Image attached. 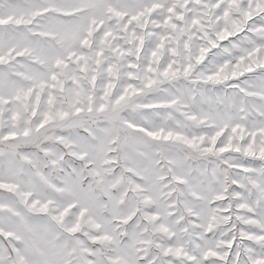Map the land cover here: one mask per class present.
Returning <instances> with one entry per match:
<instances>
[{
	"label": "snow or ice",
	"instance_id": "6c2138e0",
	"mask_svg": "<svg viewBox=\"0 0 264 264\" xmlns=\"http://www.w3.org/2000/svg\"><path fill=\"white\" fill-rule=\"evenodd\" d=\"M0 264H264V0H0Z\"/></svg>",
	"mask_w": 264,
	"mask_h": 264
}]
</instances>
